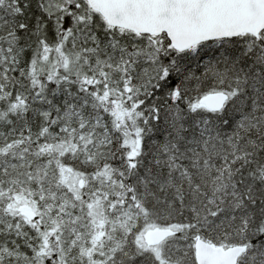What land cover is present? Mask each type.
<instances>
[{"label": "snow or ice", "instance_id": "obj_1", "mask_svg": "<svg viewBox=\"0 0 264 264\" xmlns=\"http://www.w3.org/2000/svg\"><path fill=\"white\" fill-rule=\"evenodd\" d=\"M0 264H264V0H0Z\"/></svg>", "mask_w": 264, "mask_h": 264}]
</instances>
